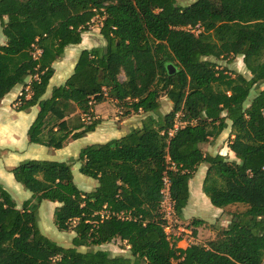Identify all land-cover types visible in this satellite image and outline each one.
<instances>
[{
    "label": "trees",
    "instance_id": "obj_1",
    "mask_svg": "<svg viewBox=\"0 0 264 264\" xmlns=\"http://www.w3.org/2000/svg\"><path fill=\"white\" fill-rule=\"evenodd\" d=\"M97 17L105 45L83 49L73 73L45 97L54 63ZM0 22L7 38L0 43V102L23 85L16 110L39 106L30 143L62 149L94 132L102 123L95 107L108 99L124 114H150L120 138L84 146L72 162L27 159L11 169L33 197L19 208L0 182V264H264V0H0ZM237 56L248 77L212 60ZM163 94L173 108L156 119ZM179 111L189 123L170 136ZM229 121L236 159L205 153L202 144ZM77 161L97 180L95 189L76 185ZM202 163L211 203L247 209L208 243L178 247L160 211L164 177L183 217ZM43 200L58 203L55 224L75 233L71 246L40 230ZM118 238L132 257L97 248Z\"/></svg>",
    "mask_w": 264,
    "mask_h": 264
},
{
    "label": "rangeland",
    "instance_id": "obj_2",
    "mask_svg": "<svg viewBox=\"0 0 264 264\" xmlns=\"http://www.w3.org/2000/svg\"><path fill=\"white\" fill-rule=\"evenodd\" d=\"M179 4L187 5L192 3L195 0H177ZM102 25V18H95L92 24L90 25L87 32L83 34V40L86 45H98L102 46L105 44V39L100 33V28ZM220 66L224 67L227 63L226 59H215ZM61 68V66H59ZM123 79L124 76L122 75ZM63 80L60 76V73L54 77L52 83L54 86H58L62 84ZM255 90L251 93V96L255 94ZM161 108L158 113H153V116L158 119L159 115H163L168 110V102L171 101L166 94H163L161 97ZM103 103V105H101ZM97 104L99 106L100 114L95 112V116L98 117L104 116L102 120L105 123H101V130L99 129L96 132L87 133L84 137L69 141L62 149H54L47 146L30 143L28 141L26 130V125L29 124L30 116L24 114V118L21 117L19 123L16 126H13L12 129L5 136L0 139V181L7 184V180L10 179L15 185L18 187H10L11 195L17 203H21L23 198L33 197V193L26 189L21 183L17 182L14 179L13 174L10 170L7 169L8 166H16L20 162L27 159H50V160H58V161H67L72 162V159L78 158L80 150L92 143H104L109 140L119 138L122 135V129L128 128V123H125L122 126L123 119L129 117L130 115L124 114L125 109L123 106L118 104L116 101L112 99H108L105 102ZM163 104V105H162ZM18 105L15 103L13 109L16 110ZM96 111V109H95ZM78 111L76 114L79 115ZM136 114V113H132ZM131 114V115H132ZM86 121L90 120L89 116L82 115ZM100 118V117H99ZM67 118H63V121H66ZM147 119V118H146ZM144 119V121H146ZM140 118H134L131 122L132 124L138 123ZM142 121V120H141ZM105 124V125H104ZM108 126H107V125ZM107 126V127H106ZM125 126V127H124ZM110 128V131H109ZM224 130L219 137L212 139L202 144V149L205 153H229L227 148V143L231 137V133H229V129ZM100 133V134H99ZM229 135V136H228ZM229 156V154H228ZM235 154H232V157L229 156L230 160L235 158ZM80 162L77 161L73 163L72 170L74 174V181L76 185L86 191H91L95 189L98 182L97 180L88 177L80 172L79 170ZM202 173L203 168H200L195 175V178L192 181V185L195 190L196 181L199 182V194L201 197L197 196V204L194 209V214H189L187 218L178 217L174 215L173 219L170 221V229H167L168 235L172 241H174L178 246V240H185L184 245H189L192 243L206 244L210 240L217 237V232L219 228L226 227L233 219V214L242 212L247 209V205L242 203H236L223 208L217 214L215 213L217 209H221L219 207L214 206L209 197L204 193L203 188L201 187L202 183ZM205 175V174H204ZM192 180V179H191ZM58 203L50 200H43L39 205L38 209V223L40 230L43 234L56 241L58 244L63 246H71L72 239L75 235L73 231H61L55 224L54 212ZM214 209V210H213ZM195 219H204L205 223L199 227H195L192 223ZM179 228H184L188 230V232L182 231ZM194 237V238H193ZM193 238V239H192ZM179 245L180 242H179ZM129 244L126 241L121 239H115L110 243L103 244L98 246L102 250L108 251L112 255H124L127 257H132V254L129 250ZM179 247V246H178ZM87 247H80V250L85 251Z\"/></svg>",
    "mask_w": 264,
    "mask_h": 264
},
{
    "label": "crops",
    "instance_id": "obj_3",
    "mask_svg": "<svg viewBox=\"0 0 264 264\" xmlns=\"http://www.w3.org/2000/svg\"><path fill=\"white\" fill-rule=\"evenodd\" d=\"M0 43L1 44H6L7 43V38L4 36V34L2 32L1 22H0ZM103 45H105V44H103ZM96 46H98V45L88 46V45H86V43L84 42V40H82V42L80 44L68 46L66 48V50H65V53H64L63 57L60 58L58 61H56L54 63L55 73H54V75H53V77H52V79L50 81V84L48 86V89H47V92L45 94V97H48L51 94V91H52L53 87H55L54 84L52 83V80L54 79V77L60 73V76L62 77V80H63L62 83H64L67 80V78L73 73L74 68H75V65L77 63V60L79 58V55H80L81 51L83 49L92 48V47H96ZM59 66H61V68H59ZM225 66L228 67L230 70H233V71L242 73V74H244L247 77L249 76L248 70H247V68H246V66L244 64V61H243V56H237L233 62H231V63H228L227 62L225 64ZM30 81H31V78H28L27 83L29 84ZM23 88H24L23 85L16 86L0 102V139L2 137H4L5 136L4 134H6V132L10 131L13 126H16L17 123H19L21 117L24 118V116H25L24 114H26L27 116H30L29 124L26 125V130H25V132L27 133V137H28V129H29L30 125L32 124V122L34 121V119L36 118V116H37V113L39 111V106H37V105L36 106H33L29 111H17V110H14L13 109V106L15 105L16 100L18 99V97L21 95ZM26 89L28 90L29 87L27 86ZM259 89H264V84H262V86H260ZM255 94L249 97L248 103H250L251 100L255 97ZM161 103H162V101H161ZM101 105H103V103ZM167 107H168V110L166 111V113H168L170 110H172V108H173V102L172 101H169ZM95 109H96L95 112L97 114H100L101 113V111H99V106H96ZM166 113H164V114H166ZM149 115H150L149 113L144 114L142 112H139V113H136V114H132V115L130 114L129 117L123 119V121H122V126L125 123H128V125H129L128 128H123L122 129V131H123L122 134H124V135L127 134L132 128L141 127L144 124V122H145L144 119H146ZM98 117H100L102 119L104 118V116L102 117L100 115ZM135 117L136 118L137 117L140 118L142 121L140 120V121H138V123L132 124L131 122H133L132 120H134ZM103 123H105L104 120H102V124ZM101 128H102L101 126H98L97 129L94 132L98 131L99 129L101 130ZM102 129H104V128H102ZM227 129H229V133L228 134H230L231 133V121H229V127ZM109 131H110V128H109ZM225 131H226L225 133L227 134V130H225ZM124 135H122V136H124ZM231 136L233 137V135H231ZM28 141H29V138H28ZM226 145H227V148H228V152L229 153H225V154L227 156L229 154V156L232 157L233 152L230 151V149L228 147V143ZM215 154H218V152L215 153ZM215 154H213V155H215ZM221 154L224 155V153H221ZM233 158H235V157H233ZM235 159H233V160H235ZM13 167L14 166H8L7 169L8 170H11ZM200 168H203V173H202V175H203L202 177L203 178L202 179L204 180V177H205L204 174H206L207 165L205 163H202L198 167V170ZM198 170H197V172H198ZM196 173H195V175H196ZM195 175L192 178V180H190V198H189V201H188L187 206L184 208L183 217L182 218H184V217L187 218V216L189 214H194V209H195L196 204H197L196 197L197 196L201 197V195L199 194V187H198L199 182L196 181V183L194 184L195 185V190H194V187L192 185V181L195 178ZM14 179H15V177H14ZM203 180H202V183H201V187L203 186ZM1 183L4 184V186L6 187V189L10 193H11L10 187L11 188L17 187L15 185L16 183H13L10 179L7 180V184H5L3 182H1ZM31 198L32 197H30V198L27 197L25 199L23 198V200H22L21 203H17V202L16 203H17L18 207L21 208L22 205H23V203L25 201L31 199ZM220 210H223V208L217 209V211L215 213L217 214L218 212H220ZM179 229L182 230V231L188 232V230H185L184 228H179ZM179 239H180V240H178V246L179 247H184L185 248V247L188 246V245L187 246L184 245L185 240L183 241V240H181V238H179ZM179 242H180L181 245H179Z\"/></svg>",
    "mask_w": 264,
    "mask_h": 264
},
{
    "label": "built area",
    "instance_id": "obj_4",
    "mask_svg": "<svg viewBox=\"0 0 264 264\" xmlns=\"http://www.w3.org/2000/svg\"><path fill=\"white\" fill-rule=\"evenodd\" d=\"M22 94V93H21ZM184 113L182 111H179L176 113L173 127L169 131V135L172 136L176 130H178L181 127H184L186 124L189 123L188 120L184 119ZM162 193L164 195V198L161 202L160 211L162 214V218L166 222V232L168 233L167 229H170L171 220L173 219L175 214L174 210V201L171 198L170 193V180L167 176L164 177V188L162 190Z\"/></svg>",
    "mask_w": 264,
    "mask_h": 264
},
{
    "label": "water",
    "instance_id": "obj_5",
    "mask_svg": "<svg viewBox=\"0 0 264 264\" xmlns=\"http://www.w3.org/2000/svg\"><path fill=\"white\" fill-rule=\"evenodd\" d=\"M169 68H172V65H169Z\"/></svg>",
    "mask_w": 264,
    "mask_h": 264
}]
</instances>
